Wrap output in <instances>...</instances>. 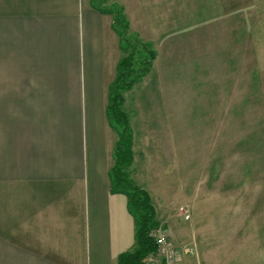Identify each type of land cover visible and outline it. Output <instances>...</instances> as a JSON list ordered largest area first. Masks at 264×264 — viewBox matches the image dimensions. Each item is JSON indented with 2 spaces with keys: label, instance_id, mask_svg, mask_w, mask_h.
Instances as JSON below:
<instances>
[{
  "label": "crops",
  "instance_id": "crops-1",
  "mask_svg": "<svg viewBox=\"0 0 264 264\" xmlns=\"http://www.w3.org/2000/svg\"><path fill=\"white\" fill-rule=\"evenodd\" d=\"M113 4L157 51L166 0H0V264H118L135 247L128 197L110 178L118 130L108 106L125 55ZM132 131L133 183L153 202V181H140L136 167L144 141ZM151 152L145 148V159ZM260 201L255 195L239 208L256 215ZM248 225L238 232L250 235L242 243L263 246L251 237L256 218Z\"/></svg>",
  "mask_w": 264,
  "mask_h": 264
},
{
  "label": "rangeland",
  "instance_id": "rangeland-1",
  "mask_svg": "<svg viewBox=\"0 0 264 264\" xmlns=\"http://www.w3.org/2000/svg\"><path fill=\"white\" fill-rule=\"evenodd\" d=\"M180 1L181 10L166 0L149 82L123 91L122 109L144 141L140 181H153L157 221L173 244L195 248L180 250L178 264H264V245L247 246L250 235L238 233L254 217L251 237L264 242V0ZM217 195L230 202L207 198ZM239 195L245 205L260 195V212L243 214Z\"/></svg>",
  "mask_w": 264,
  "mask_h": 264
},
{
  "label": "trees",
  "instance_id": "trees-1",
  "mask_svg": "<svg viewBox=\"0 0 264 264\" xmlns=\"http://www.w3.org/2000/svg\"><path fill=\"white\" fill-rule=\"evenodd\" d=\"M114 16V27L124 44L125 55L120 60L117 77L110 93L108 115L118 130V140L114 149L115 164L110 170L111 189L123 191L128 197L127 208L136 221L135 247L118 257V264H145V257L156 249V243L149 235L158 225L157 212L149 192L131 180L128 169L133 163V131L128 115L123 111L125 102L123 91H130L135 83L146 76L156 58L153 46L138 36L126 38L129 22L117 5L109 7Z\"/></svg>",
  "mask_w": 264,
  "mask_h": 264
},
{
  "label": "built area",
  "instance_id": "built-area-1",
  "mask_svg": "<svg viewBox=\"0 0 264 264\" xmlns=\"http://www.w3.org/2000/svg\"><path fill=\"white\" fill-rule=\"evenodd\" d=\"M184 212V218L189 219L190 214ZM149 235L156 243V249L150 252L144 259L145 264H178L180 250L177 248L168 234L164 230V226L157 225L153 227ZM182 251V250H181ZM182 252L185 254H195V248H186Z\"/></svg>",
  "mask_w": 264,
  "mask_h": 264
}]
</instances>
